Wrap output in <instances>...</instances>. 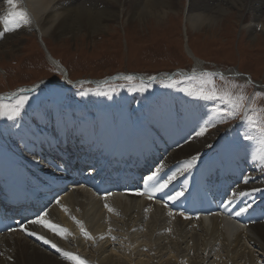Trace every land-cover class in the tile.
Instances as JSON below:
<instances>
[{"label": "bare ground", "instance_id": "6f19581e", "mask_svg": "<svg viewBox=\"0 0 264 264\" xmlns=\"http://www.w3.org/2000/svg\"><path fill=\"white\" fill-rule=\"evenodd\" d=\"M81 1L14 0V9L8 0H0V21L9 18L13 11L21 10L27 12L31 21L30 25H22L19 29L0 37V50L9 44L7 40L17 35L27 32L36 34L42 49L45 50L47 62L63 73L61 85L69 86L70 80L65 68L49 51L44 38L47 40L48 36V40H59L61 44L80 38L93 42L98 33L110 30L108 24L111 21L119 20V24L127 26L130 23L146 25L152 22L159 25L167 13L176 11L182 3V0H128V8L124 10L126 0ZM237 5H242L253 15L251 23L246 27L248 32L261 30L264 33V0H185V23L195 29L196 33L202 32V28L210 32L222 24L223 14L237 10ZM123 11H126L127 15L123 16ZM0 31H3L2 23ZM258 38L259 36L251 34L250 42H257ZM186 51L193 55L188 48ZM194 59L193 71L203 70L202 61L197 57ZM221 73L228 75L226 72ZM239 78L246 81L249 79L244 75ZM232 79L237 80L234 77ZM169 103L166 106L160 105L147 117L135 111H107L98 114L93 111L81 115L72 108L55 113L42 105L36 115L20 122L25 128L31 129L29 134H25L24 130L18 127L13 130L5 129L0 120V164L17 162L25 165L24 161L27 160L39 168L36 170L38 171L43 168V160L53 156L52 142L56 140L61 144L75 146L80 151L81 160L87 161L88 164L94 163L104 167L109 161L108 168H115L119 164V172L122 174L136 169L139 163L147 158L155 162L154 170L161 161L165 166L173 165L171 170L165 171L171 174L176 172L184 161L199 154L197 163L203 160V167L199 169L202 189L204 192L215 193L218 199H223L221 217L185 219L180 212L173 210L174 204L182 199L187 200L193 167L189 175L181 180L178 178L182 175H177L176 180L165 190L170 195L182 191L183 194L177 200L169 201L164 193H157L153 199L148 196L142 199L133 196L127 199L104 197L99 201L88 192L77 190L59 198L61 205L68 209L67 213L54 204L46 210L48 215L44 217L67 229L69 234L60 237L40 225H30L29 229L45 235L62 250L78 254L89 264H264V192L237 198L231 205L225 206V202L231 199L236 190L252 192L255 188L264 189V172L259 166L264 163L260 160L264 146L258 142H247L241 145L240 151L220 138L214 150L219 153L218 158L221 154L225 155L230 163L229 168L222 169L210 162L212 159H218L216 155H208L216 139L213 141L205 134L189 140L184 145H181L184 139L179 140L177 145L180 146L173 148L169 155L162 159L158 152L160 144H173L177 133L187 140L198 130V122L202 123L210 114L207 109L201 107L189 108L180 103ZM175 105H178L176 111L179 117L176 125L171 110ZM69 116L76 118L70 119L78 122L75 126L66 125ZM162 116L166 119L161 122ZM97 121L102 125L97 126ZM149 127L153 130H158L156 127L163 128L162 131H156L161 139L152 137V132L149 133V138L146 135L143 137L142 130L146 132ZM37 133H40L39 137ZM51 137L55 139L51 140L50 145L46 138ZM91 140L95 142L92 143ZM123 149L128 150L127 155H124ZM28 169L33 171L32 168ZM245 177H250L247 184L243 182ZM23 179L26 181L25 176ZM106 203L113 209L112 212H108L104 207ZM247 203H251L252 208L236 216L235 212ZM169 212L172 213L171 216L168 215ZM230 215L245 226L232 222L228 218ZM72 217L83 223L85 230L95 238L94 241L82 235L80 225ZM102 235L104 239H100ZM0 264L72 262L49 245L37 241L35 237L19 232L0 236Z\"/></svg>", "mask_w": 264, "mask_h": 264}, {"label": "rangeland", "instance_id": "374dc122", "mask_svg": "<svg viewBox=\"0 0 264 264\" xmlns=\"http://www.w3.org/2000/svg\"><path fill=\"white\" fill-rule=\"evenodd\" d=\"M124 4L125 10L128 8V0ZM184 5L185 0H182L181 7L176 8L174 12L167 13V16L161 19L162 22L158 23L159 25L152 22L146 25L130 23L127 26V24H119V20H116L117 24L116 21H111L108 24L110 30L101 32L102 34L98 33L93 38V42L80 38L79 40H67L61 44L59 40H48V36L47 40L45 38L44 40L47 41V48L54 58L65 68L70 81H102L120 74H136L146 77L154 75L162 78L165 73L175 70L189 72L194 58L197 57L204 63V70L218 69L228 72L236 68L243 75L264 85V33L261 30L250 33L246 29L251 23L253 15L246 11L242 5H237V10H230L223 14L222 24L218 25L219 28L210 31L211 33L208 29L202 28V32L196 33L195 29L185 23ZM125 15L127 13L123 11V16ZM242 24L245 25L242 26ZM186 30L187 33H185ZM251 34L259 36L257 42H250ZM7 42L9 44L0 50V94H8L22 87H32L45 81L60 82L63 73L54 69L47 62L45 50L42 49L36 34L27 32L7 40ZM186 48L195 57L190 55ZM222 77L221 80L218 75L213 77L216 89L220 92L229 91L253 97L252 107L255 109V115L260 122L264 123V92L252 93V85L245 80ZM179 78L176 77V79ZM139 82L140 80L135 81L137 84ZM109 84L120 85L126 84V82L117 80L111 81ZM189 86L198 88L199 84L197 81H192L190 85H178L176 88L169 89L153 82L152 88L146 93H129L126 88H121L113 95L112 99L96 96L80 97L75 95V92L41 87L30 96L29 105H26L21 117L18 118V123L26 115H29V109H34L30 112L34 114L42 104H48L49 100L54 101L56 110L72 107L78 112L94 111L97 113L105 110H127L152 114L160 105L166 106L169 102L179 104L180 101L186 103L189 108L202 105L210 112L214 107H223L219 101L193 99L179 91L180 87ZM84 87L94 88L95 86L92 83L86 84ZM171 110L173 111V109ZM172 115L174 118L173 113ZM162 118L166 119L165 116ZM1 121H3L2 126H11V130L16 127L12 126L13 122L11 121L4 119ZM96 125L101 126L102 124L97 121ZM247 130L237 116L235 119H229L225 123H219L216 127L210 128L206 134L213 141L218 135L226 134L227 141L235 140L238 145L242 146L247 142H258L257 140L243 141L241 134ZM151 134L153 135V133ZM242 146L237 149L241 151ZM225 152L227 151L225 150ZM222 157L224 163H220L218 167L229 168L230 163L227 156L223 155Z\"/></svg>", "mask_w": 264, "mask_h": 264}, {"label": "snow or ice", "instance_id": "6c2138e0", "mask_svg": "<svg viewBox=\"0 0 264 264\" xmlns=\"http://www.w3.org/2000/svg\"><path fill=\"white\" fill-rule=\"evenodd\" d=\"M8 3L12 5L15 9L16 5L14 0H8ZM3 24V31H0V37H3L6 33L12 32L16 29H19L22 25H30L31 21L28 17L27 12L25 11H13L9 14V18L3 19L0 21ZM217 75L212 72H201L196 74L193 72L190 75L183 73H173L171 75L164 76L163 78L157 76H148L147 83L144 82V78H139L140 82L137 84L135 81L138 80V77L133 74H120L112 76L111 80L113 81H124L126 84L120 85H110L107 80L95 82L94 88H86L84 85L92 84L90 80H80L73 85L77 89L75 95L80 97L96 96V97H105L112 99L113 95L121 88H126L129 93H146L149 89L152 88L153 82L159 84L163 88H176L178 85L189 84L192 81H197L199 84L198 88L192 87H180L179 91L183 92L185 96L192 97L193 99L205 100V101H219L223 107H214L211 109V112L207 119H203V122H198V130L194 131V134L189 136L185 143H188L189 140H192L197 137L204 136L210 128H214L219 123H225L229 119H235L237 116L239 120L244 124L248 129L242 135L243 141H252L257 140L262 146H264V123L255 115V109L252 107L253 97H248L244 95H238L229 91L220 92L216 89L213 77ZM176 77H180L176 79ZM36 88H20L16 92H12L7 96L0 97V119L13 122V125H16L19 129H23L25 134H29L31 129L25 128L22 123H18V118L21 117L22 112L25 110L26 105H29L30 96L32 93L36 92ZM257 95H259L257 93ZM58 129V134H59ZM33 135H35L33 133ZM47 142L51 145V140H54L55 137L50 139L46 138ZM43 142V141H42ZM237 143V141H233ZM179 147V144L177 145ZM200 159L199 154L191 156L182 163V166L177 169L176 172L168 174L165 172V163L160 162L159 165L155 167L154 171H151L150 174L142 177V184L145 186V192H136L135 195H147L149 199H153L157 193H164L167 196L169 201L177 200L183 192H175L174 195H169L165 192L166 189L176 180L177 175H182L190 171L196 164L197 160ZM260 160L264 161V149L261 150ZM261 171L264 172V163H260ZM250 177L244 178V183L247 184ZM255 192H264V189L255 188L252 192H244L236 190L233 192L231 199H228L225 202V206L231 205L237 198H244L251 196ZM111 193H106L105 196L110 195ZM53 201L55 205L60 206L67 213L68 209L64 208L61 205L60 199L57 195L53 194ZM51 202V201H50ZM167 205L165 204V207ZM104 207L108 212H112L113 209L106 203ZM252 208L251 203H247L245 207H241L238 212H235L236 216L246 213L249 209ZM147 211V209H145ZM48 215L46 211H41L36 214L35 219L28 220L27 224L20 222L17 228L9 227L8 231L15 232L20 231L25 233L27 236L35 237L37 241H41L45 245H49L52 249H55L56 252L61 253L67 260L71 261L72 264H89V262L81 258L78 254H73L71 252L62 250L57 246L55 242L46 238L45 235L39 234L35 230H30V225H40L45 229L50 230L55 235L64 237L69 234L67 229L60 227L57 224L46 220L44 217ZM169 216L172 215L171 212L168 213ZM183 215V214H181ZM78 225H80V232L82 235L89 240L94 241L88 231L85 230L83 223L79 220H76L75 217H72ZM188 219V217H185ZM111 232V229H109ZM102 235L100 239H104ZM115 239V237H110Z\"/></svg>", "mask_w": 264, "mask_h": 264}]
</instances>
